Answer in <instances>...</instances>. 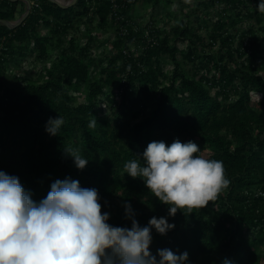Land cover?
<instances>
[{
    "label": "trees",
    "instance_id": "1",
    "mask_svg": "<svg viewBox=\"0 0 264 264\" xmlns=\"http://www.w3.org/2000/svg\"><path fill=\"white\" fill-rule=\"evenodd\" d=\"M38 1L40 9H33L21 25L0 24V171L17 177L37 203L56 180L70 178L82 188H95L112 226L131 228L126 204L141 227L152 217H166L174 229L161 235L153 228L151 233L149 250L157 261V250L169 249L177 255L187 252L186 264H264V75L257 72L264 37L250 29L234 47L238 35L228 30L239 18L219 19L213 23L210 46L220 40L226 51L217 58L198 50L204 44L201 26L195 29L183 20L164 33L154 20L145 26L137 23L133 10L139 0H116L115 24L109 0H98L92 17L87 3L92 0H76L68 8ZM149 1L156 5L163 0ZM217 1L199 0L195 11ZM224 1L237 8L255 0ZM17 2L0 0V20L18 17ZM82 20L94 27L79 45L75 35L69 36ZM43 26L52 36L41 35ZM94 30L115 32L102 43H109L111 53L99 60L93 58V47L100 43ZM58 36L66 47L43 81L8 79V68L27 54L31 43L39 48V57L46 58L50 46L61 44ZM138 42L144 48L137 55L132 47ZM180 43L187 46L185 51L179 50ZM179 54L197 63L195 68H182ZM235 56L239 63L232 66ZM166 57L173 63L169 75L161 69ZM111 89L119 91V99L112 97ZM232 92L235 101L230 100ZM104 99L111 103L113 119L100 113ZM58 116L64 123L52 136L46 124ZM94 118L95 127H89ZM176 139L195 142L200 151L194 155L222 161L230 183L205 207L190 214L178 210L173 217L141 178L127 175L124 165L137 159L143 166L150 142L170 145ZM69 145L88 159L84 169L65 155L63 148Z\"/></svg>",
    "mask_w": 264,
    "mask_h": 264
},
{
    "label": "clouds",
    "instance_id": "2",
    "mask_svg": "<svg viewBox=\"0 0 264 264\" xmlns=\"http://www.w3.org/2000/svg\"><path fill=\"white\" fill-rule=\"evenodd\" d=\"M257 9L264 13V0ZM96 122L94 118L89 127ZM63 123L59 116L49 118L45 130L56 136ZM63 151L78 169L87 166L79 148L69 145ZM199 151L193 141L176 139L170 145L153 141L143 152V166L133 159L125 163L124 171L141 178L169 206V216L178 210L190 214L214 201L230 183L223 162L194 155ZM99 200L95 188H82L78 180L66 178L54 181L46 198L37 203L17 177L0 171V264H186L187 252L177 255L158 249L157 261L149 250L153 228L161 235L174 229L166 217H152L141 227L126 204L131 228L112 226Z\"/></svg>",
    "mask_w": 264,
    "mask_h": 264
},
{
    "label": "rangeland",
    "instance_id": "3",
    "mask_svg": "<svg viewBox=\"0 0 264 264\" xmlns=\"http://www.w3.org/2000/svg\"><path fill=\"white\" fill-rule=\"evenodd\" d=\"M30 1V0H29ZM61 4L66 5L70 4L74 0H58ZM139 0L137 1L134 10L133 16L134 20L137 23H140L142 26H145L150 20L155 21L157 26H159L164 33H169L173 26L178 24L179 22L185 20L189 21L190 25H192L195 29L201 26V30L199 34L204 38V44L199 46L198 50H202L207 54H215L217 58L222 56L226 49H221V41L216 40L214 44L210 46L212 42V27L213 23L219 19H227L232 18L233 20L237 19V24L234 29L228 30V33L234 35H238L233 39L234 47L237 46L240 40L241 34L249 35V30L252 29L255 33L259 35V37H264V13H260L257 9V5L259 1H253L238 5L237 8L232 7L230 4H226V1L220 0L212 6H203L201 5L198 11L196 9V3L199 0H163L158 4L151 5L149 0ZM40 2V1H39ZM16 9L19 12V15L16 19L11 20V22L16 23L26 12L27 4L23 0H19L16 5ZM21 14V12H23ZM259 17L260 21L257 20ZM79 25L76 26L75 29L71 32V35H75L76 41L79 45H83L85 41L88 39V31L90 30L89 27H94L93 23L88 24L85 23L83 20L82 22L78 23ZM96 25V23H94ZM39 32L41 35H51V29L42 27ZM115 32L111 31L109 33L102 32V30L93 31L94 36L98 37L99 44H96L93 48V58L94 59H101L103 54L111 53V47L108 44L102 46V43L110 37L113 39L115 37ZM61 37V36H58ZM67 37V40L69 39ZM61 44H55L54 46H50L48 49V54L46 58L39 57V48L31 43L29 47V51L25 56L17 57L16 64L20 65L18 68H14L16 64H11L7 71V77L12 82L23 81V83L30 82V81H38L41 82L44 80L46 75V71L52 68L56 63H58L59 56L62 53V50L66 47V42L62 38ZM56 41V40H54ZM186 45L183 43L179 44V50L185 51ZM144 45L141 42L134 44L132 49L137 52V55L142 52ZM132 50V51H133ZM180 59L181 66L186 71H189L196 66L197 63L193 64L189 61L184 60L181 58V54L178 55ZM239 58L235 56L234 61L232 62V66L238 65ZM161 69L166 74H170L173 70V63L170 61L169 58H165L162 60ZM257 72L261 75H264V54L260 66L258 67ZM216 72L212 71L210 75H215ZM95 77H98L96 74ZM161 78V77H160ZM164 83L166 80L161 79ZM236 88H239V84L235 85ZM239 90V89H238ZM111 95L114 99H119V91L116 89H111ZM237 99L236 92H232L230 95V100L235 101ZM80 101H84L85 97H80ZM111 103L108 100L104 99L102 106L99 108L100 113L103 116H106L110 119L114 117V110L110 108ZM203 158L209 159L208 156L202 155ZM111 215L114 216L115 209L111 210ZM264 249V247H262Z\"/></svg>",
    "mask_w": 264,
    "mask_h": 264
},
{
    "label": "built area",
    "instance_id": "4",
    "mask_svg": "<svg viewBox=\"0 0 264 264\" xmlns=\"http://www.w3.org/2000/svg\"><path fill=\"white\" fill-rule=\"evenodd\" d=\"M98 0H92V3L90 1H88V6H89V16L92 17L94 15V10L96 8V3ZM102 1V0H100ZM110 4L112 5V12L110 17V20H112L115 24V17L116 19L119 18V16L117 15V13L115 12V9L118 8V3L116 2V0H109ZM124 3H128L130 0H123ZM31 3V11L33 9H40V2L38 0H30ZM96 20H98L97 18H95Z\"/></svg>",
    "mask_w": 264,
    "mask_h": 264
},
{
    "label": "water",
    "instance_id": "5",
    "mask_svg": "<svg viewBox=\"0 0 264 264\" xmlns=\"http://www.w3.org/2000/svg\"><path fill=\"white\" fill-rule=\"evenodd\" d=\"M24 1L27 4L26 12L24 13V15L16 23H13V22L8 21V20H0V24L6 25V26H8L10 28H15V27L21 25L26 20V18L28 17V15L31 12V3H30V1L29 0H24ZM48 1H52V2L62 6L64 8H68L69 6L73 5L76 0H74L70 4H66V5L61 4L58 0H48Z\"/></svg>",
    "mask_w": 264,
    "mask_h": 264
}]
</instances>
